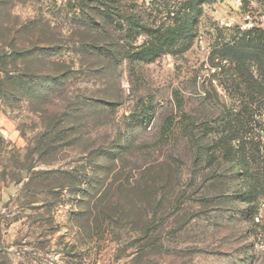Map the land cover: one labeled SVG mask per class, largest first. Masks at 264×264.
<instances>
[{"label":"rangeland","instance_id":"rangeland-1","mask_svg":"<svg viewBox=\"0 0 264 264\" xmlns=\"http://www.w3.org/2000/svg\"><path fill=\"white\" fill-rule=\"evenodd\" d=\"M161 3L0 0V64L41 73L0 100V264H264V93L210 60L214 28L264 31V0H207L189 50L130 63L103 7L158 25Z\"/></svg>","mask_w":264,"mask_h":264},{"label":"trees","instance_id":"trees-1","mask_svg":"<svg viewBox=\"0 0 264 264\" xmlns=\"http://www.w3.org/2000/svg\"><path fill=\"white\" fill-rule=\"evenodd\" d=\"M161 2L155 11L160 10L159 13L164 15V20L158 25L144 22L142 13L122 16L117 11L116 6L103 7V15L109 18L115 16L126 24L124 40L128 41L126 48L130 63L135 59L153 61L163 55H181L193 46L197 24L203 15V6L207 0H161ZM151 3L152 5H149L153 6L154 0H151ZM214 31L217 32V37L212 45L210 60L217 57L238 66L243 73H248L250 80L264 93V31L256 28L241 30L238 28L218 29L217 27L214 28ZM141 35L144 36L143 42L140 45L132 46L131 44L136 42L137 37ZM14 38L10 35L6 37L4 46H8L12 50L21 48L23 54L31 53L34 47V45H30L31 42L25 41L21 44L20 40L16 41ZM221 39L223 42L219 41ZM0 65V100L6 102H9L8 100L22 101L26 97L31 103L38 92L34 86L37 84L41 73L27 68L24 69L23 76L8 77V71L5 70L6 64L1 63ZM252 67H255L258 75L256 80L249 75L251 74L249 68ZM21 80L27 81V88L23 92H21L23 85ZM63 110L64 107L50 104L45 110L41 109V111L52 114L55 118L61 117ZM36 112L40 111L36 110ZM50 174V172L35 174L33 180L35 178L41 179V184H43L48 180Z\"/></svg>","mask_w":264,"mask_h":264},{"label":"water","instance_id":"water-1","mask_svg":"<svg viewBox=\"0 0 264 264\" xmlns=\"http://www.w3.org/2000/svg\"><path fill=\"white\" fill-rule=\"evenodd\" d=\"M25 177V175H23Z\"/></svg>","mask_w":264,"mask_h":264}]
</instances>
